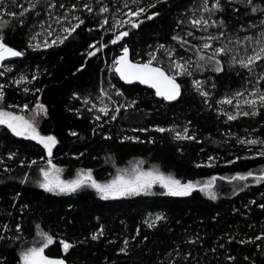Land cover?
Instances as JSON below:
<instances>
[{
    "label": "trees",
    "instance_id": "obj_1",
    "mask_svg": "<svg viewBox=\"0 0 264 264\" xmlns=\"http://www.w3.org/2000/svg\"><path fill=\"white\" fill-rule=\"evenodd\" d=\"M76 2L65 0L67 4ZM83 2L85 0H80L81 5ZM88 2L96 7L95 0ZM123 2L104 0L110 7V13L107 14L110 23L112 14L123 6ZM152 2L155 0H143L142 6ZM192 3L193 0H167V3L158 4L155 9H149L148 15L154 11L160 15L152 21L145 20L140 29L132 30L130 36L117 45L110 43L113 33L99 27V16L93 18L86 11L77 12L85 24L77 29L78 34L73 33L64 44L35 52L27 50L26 57L11 58L4 62L12 68L11 72L0 77V82L6 85V103H28L34 107L38 99L47 107L48 115L40 119L39 130L44 135L57 137L59 143L53 149V163L64 169V179L74 178L76 170L83 168L92 169L93 176L103 182L115 175L117 167H127L133 159H143L146 161L145 168L157 166L182 183L188 180L203 183L213 175L218 178L230 177L237 172H259L264 168V157L255 156L258 146H252L249 152L247 145H240L235 139H264V115L241 117L225 123L226 117L218 116L215 111V100L221 98L229 88H237L240 77L234 74L220 75L218 91L212 99L214 107L210 109L195 94L187 80L183 81L185 89L181 100L168 103L156 97L152 89L138 83L125 84L109 71L113 57L121 52V43L129 46L134 61L146 60V52L157 44H175L171 36L176 29V21L183 18ZM35 19L30 14L23 27L11 20L14 27L5 30L9 46L17 50L25 48L27 29ZM39 30L38 27L35 29ZM104 43L108 46L94 57L87 55L94 50L89 45L101 47ZM81 68V71H77ZM21 74L27 75L29 79L32 74L38 76L28 85L32 90L28 94L22 91L24 85L17 87L12 83ZM109 80L124 92L128 100L136 99L137 105L126 112L122 109L116 121L104 123L106 117L95 121V110L89 112L91 104L86 105L84 100L99 104L97 97L100 88L107 89ZM36 88L40 91L35 92ZM113 98L125 102L124 98ZM224 107L231 110L229 106ZM188 121H191L189 127L195 133L196 141H175L167 132L153 131L157 126L183 127ZM100 123H104L102 129L97 127ZM134 128H147L149 131H132ZM253 129L256 131L253 132ZM71 131L77 132L78 136H71ZM106 135H111L112 139H104ZM125 135L138 136L143 142L120 143V138ZM149 140L154 142L150 143ZM9 151L18 152L17 157L8 160ZM246 155L255 158L243 159ZM41 156H46L41 145L13 137L6 128L0 126V159L5 161L0 165V224L10 223L14 226L17 222L21 223L25 238L31 240L34 223H42L45 230L54 236L58 234L57 243L46 250V254L51 257L64 255L58 240L66 239L75 245L67 256L68 264H159L161 260L167 264L166 253L176 245L180 246L182 252L192 253L189 264H196L197 261L199 264H251L253 260L255 264H264V258L256 250V245L237 243L264 232V209L259 207V204L264 203V183L258 185L249 178L243 182L249 185L247 188L243 191L237 188L234 192L233 185L237 182L229 184L226 180L217 179L214 189L217 199L214 201L198 190L190 197H172L162 194L163 190L159 187L153 189L151 194L115 200H101L93 189L53 195L39 189L34 183H19V177L25 172L33 179L36 173V166L32 169L21 168L20 161L25 160L27 163L35 159L42 164ZM209 156L215 159L210 162ZM237 156L242 158L235 163H228ZM209 163L213 166L209 167ZM196 164L203 166L197 168ZM5 166L13 170L5 173ZM18 192L21 195L13 207ZM23 204L29 205L30 210H25L21 216L20 205ZM156 214H163L167 219L149 229L143 221ZM101 226L104 235L98 241H91L90 235ZM137 229L140 230L139 236H136ZM14 234V231L9 233ZM145 236L147 240L143 239ZM230 237H235L231 243L228 242ZM125 239L129 240L127 255L119 253ZM188 240H196L197 243L190 244L186 242ZM256 243L264 245V241ZM220 244L224 247L221 248ZM7 255V264H15V253L8 251ZM228 256H235L236 260L229 261ZM245 256L249 257L248 261L243 259Z\"/></svg>",
    "mask_w": 264,
    "mask_h": 264
},
{
    "label": "snow or ice",
    "instance_id": "obj_2",
    "mask_svg": "<svg viewBox=\"0 0 264 264\" xmlns=\"http://www.w3.org/2000/svg\"><path fill=\"white\" fill-rule=\"evenodd\" d=\"M167 3V0H155V2L142 6L143 0H124L123 6L112 14L111 23L109 21L110 7L104 0H95L93 3L85 2L67 4L65 0H0V76L11 72L12 68L5 65V61L11 58H23L27 55V50L33 52L41 49H49L65 43L77 29L85 24V20L77 15V12H87L89 16H99V27L113 33L110 38L112 45L124 41L130 36L132 30L140 29L145 20L152 21L160 15L154 11L148 15L149 9H155L158 4ZM127 9V11H124ZM64 10V11H61ZM36 19L28 27V39L23 50H17L9 46L6 42L5 30L14 27L11 20H15L19 26L23 27L27 23L29 15ZM11 18V19H8ZM107 26V28H105ZM39 31H35L36 28ZM91 31V29H88ZM78 34V33H77ZM171 41L175 44H157L152 50L146 52L147 59H130V48L127 44L121 43V52L112 59L109 71L118 76L125 84L146 85L154 90V95L162 101L173 103L181 100L184 95L187 80L192 90L197 94L203 104L212 109V99L218 91V79L221 74H234L240 77L239 86L235 89L229 88L221 98L215 100V111L218 116H225V123L236 121L241 117L255 118L264 115V0H193L192 6L183 14V18L176 21V29L171 36ZM97 43H100L99 41ZM107 43L96 47L87 55L94 57L102 48L107 47ZM152 48V46H149ZM139 55V54H137ZM77 69V71H81ZM202 78H197V77ZM38 79L36 74H32L31 79L27 75L21 74L14 78L12 83L17 87L24 85L22 91L28 94L32 91L28 85ZM107 89L101 87L97 100L99 104L85 99L84 103L91 104L89 112L95 110V121H101L105 117L104 123L116 121L122 109L135 108L136 99L128 100L123 91L112 84L109 80ZM5 84H0V126H3L13 137L24 140L35 141L41 145L46 156H41L43 163H38L33 159L25 163L20 161V167L32 169L36 166L35 178H30L29 173L25 172L19 177L20 184L34 183L39 189L53 195L77 193L83 189H93L101 200H115L122 197L139 196L141 194H151L153 189L159 187L163 190L162 194L172 197H190L194 191L204 193L210 200L217 199L216 181H227L233 185V191L237 188L243 191L249 185L247 182L251 178L256 184L264 183V168L259 172L246 171L237 172L230 177L215 175L205 182H193L188 180L185 183L172 174H166L157 166L145 168L146 161L143 159H133L129 166L116 168L115 175L106 181H99L93 176L92 169H77L75 177L64 179V169L53 163V149L59 143L57 137L52 134L43 135L39 130L40 119L47 117L48 109L38 99L34 107L28 103L23 105L6 103ZM40 89L36 88L35 92ZM34 94V93H33ZM124 98V103L113 97ZM78 98V97H77ZM229 106L231 110L224 106ZM16 109V110H14ZM79 113V110H76ZM104 123L97 125L103 128ZM188 121L183 127L173 125L171 127L157 126L153 131L158 133H169L175 141H196L195 133L190 131ZM132 131L147 132V128H134ZM247 131V130H246ZM253 132L256 130L253 129ZM95 134L96 129H93ZM71 136H78V133L71 131ZM264 135V134H262ZM104 139L111 140V135L104 136ZM240 145H247L249 152L252 146H258L256 157H264V139L245 137L241 139L235 137ZM132 141L142 143L138 136H123L120 143ZM148 142L153 143L154 140ZM199 142V141H197ZM18 152L9 151L8 160L17 157ZM84 155V153H80ZM242 157L237 156L235 160L228 161L229 164L235 163ZM255 158L246 155L243 159ZM215 157L209 156L211 162ZM5 161L0 159V165ZM196 164V167H202ZM209 167L213 164L209 163ZM13 169L5 166V173ZM16 179V177H9ZM21 193H16L15 200H18ZM251 203H256L252 201ZM264 209V203L259 204ZM25 210H30V206L20 205V214ZM10 216L11 213H8ZM167 218L163 214H156L154 217L143 221L149 229L157 226L158 222ZM251 227V226H250ZM14 231V235L9 233ZM104 235V228L101 226L96 232L90 235L91 241H98ZM140 235L137 229L136 236ZM58 236V234H56ZM54 234L43 228L42 223H34L33 239L28 240L24 236L23 226L17 222L14 226L10 223L0 224V264H7L8 251L15 253L13 257L15 264H68L67 256L71 249L75 247L73 243L66 239H59L58 246L62 247L64 253L60 257H51L46 254L50 246L57 243ZM135 239V237H133ZM147 240L145 236L143 238ZM235 237L229 238V243ZM8 243H5V242ZM257 241H264V232L248 240H239L240 244H254L256 250L264 258V245L257 244ZM196 244V240L186 241ZM78 243H83L79 241ZM113 243V241H109ZM129 240L123 241V247L119 249L120 254H128ZM223 248L224 245L220 244ZM214 252L215 249H212ZM167 264H189L192 258L191 252H182L179 245L166 253ZM229 261H235V256H228ZM249 260L248 256L243 258ZM165 264V261H159ZM199 264V261L196 262ZM251 264H255L253 260Z\"/></svg>",
    "mask_w": 264,
    "mask_h": 264
},
{
    "label": "rangeland",
    "instance_id": "obj_3",
    "mask_svg": "<svg viewBox=\"0 0 264 264\" xmlns=\"http://www.w3.org/2000/svg\"><path fill=\"white\" fill-rule=\"evenodd\" d=\"M110 66H111V64L109 65V69H110ZM0 71H4V68H0ZM1 77V76H0ZM17 78V77H16ZM0 84H2L1 82H0ZM42 134V133H41ZM44 135V134H43Z\"/></svg>",
    "mask_w": 264,
    "mask_h": 264
},
{
    "label": "water",
    "instance_id": "obj_4",
    "mask_svg": "<svg viewBox=\"0 0 264 264\" xmlns=\"http://www.w3.org/2000/svg\"><path fill=\"white\" fill-rule=\"evenodd\" d=\"M130 59H131V56H130ZM118 77V76H117ZM119 78V77H118ZM120 80V79H119ZM121 81V80H120ZM121 82H123V81H121ZM124 83V82H123ZM139 84V83H138ZM142 86H144V87H147L146 85H142ZM153 90V89H152ZM154 91V90H153ZM159 98V97H158Z\"/></svg>",
    "mask_w": 264,
    "mask_h": 264
}]
</instances>
